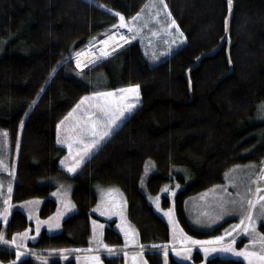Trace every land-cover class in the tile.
Wrapping results in <instances>:
<instances>
[{
    "label": "trees",
    "instance_id": "16d2710c",
    "mask_svg": "<svg viewBox=\"0 0 264 264\" xmlns=\"http://www.w3.org/2000/svg\"><path fill=\"white\" fill-rule=\"evenodd\" d=\"M95 1L101 6L91 0H0V129L9 150L17 145L10 205L40 197L39 216L46 217L56 208L48 179L68 177L75 211L63 219L59 232H42L28 247L43 254H60V249L82 253L91 235L90 217L98 218L91 212L97 201L93 186L115 185L124 194L126 216L146 249L147 264H184L169 253L164 261L155 250L169 241V228L138 187L143 162L149 158L155 167L146 181L150 193L167 182L180 186L174 212L181 228L192 235L208 233L188 223L183 203L221 182L228 168L248 158L244 152L258 127L252 117L264 102V0H232L230 45L224 41L195 68V60L224 35L225 0H163L184 41L154 65L132 37L103 60L77 70L73 56L105 33L123 28L116 13L134 18L146 0ZM95 68L102 72L104 90L139 85L140 102L75 172H65L58 161L67 147L56 144V125L81 96L94 93L85 74ZM167 202L162 196V204ZM112 222L103 228V242L118 250L122 236ZM27 223L11 206L5 237ZM15 256L0 247V261ZM74 258L48 257L46 264H74ZM102 258L104 264L121 260L119 254ZM37 261L22 255L16 264ZM206 264L242 262L214 257Z\"/></svg>",
    "mask_w": 264,
    "mask_h": 264
},
{
    "label": "rangeland",
    "instance_id": "374dc122",
    "mask_svg": "<svg viewBox=\"0 0 264 264\" xmlns=\"http://www.w3.org/2000/svg\"><path fill=\"white\" fill-rule=\"evenodd\" d=\"M91 1L97 3L95 0H91ZM97 4L101 6V4L99 3ZM137 13H139V16H137L136 14L134 18L131 19L124 18L125 23L129 25V27H123V28L117 27L105 33L102 37L116 30H120L123 31V33H126L125 35L128 36L129 39L128 42L132 40V37H135L138 40L142 54L149 65H154L160 62L161 60L165 59L175 49H177L182 45L184 40L179 38L181 33L180 31L179 32L177 31V27L175 26V24L171 25V27H168V25L171 24L172 18L170 17L164 5L160 3V0H146ZM153 17H155V19H153ZM101 38H99L95 43H93L91 47L86 46L85 48H91V49L98 48L99 46L98 41ZM115 50H112L111 52ZM76 54L73 56V66L75 68L76 66L74 64V60ZM91 64L93 63L86 64L85 67ZM102 76H103L102 72L98 68H95L91 71H88L85 74V79L86 80L91 79V86L94 92H112V96L92 97L90 94H86L84 96L89 97L88 101L81 103L79 107H74L80 101L79 100L59 121L61 122L60 130H59L60 139L65 141H71L69 140V137L73 135L72 136L73 140L71 142L73 143V153L76 155H79L78 150L84 149L87 146L86 144L88 142H91L93 138L99 141L103 137V136L94 137L93 130H91V126L85 123V121L95 118L97 124L94 129V132L99 133L101 131L106 130L107 133H109L110 135L113 132V130L117 126H119L126 117H128V115L140 102V97L138 98L126 97L123 100H121L120 98L123 97L125 94L119 91H114L119 89L104 90ZM133 99H135L137 102L133 104L131 109L124 107V105L132 103ZM101 106H104L106 111L102 110ZM262 107H264V102L258 104L256 112L252 117L253 123L261 122L262 118H264V112H262L261 110ZM121 108H124L122 115L120 113ZM89 111L92 113L91 117L87 115ZM113 117H115V123L109 128L107 127V121L112 119ZM81 128L89 129V130L84 133H81ZM78 136L79 139H77ZM80 139L84 140L83 144L79 142ZM56 141H57V132H56ZM56 143L61 146H66L67 150L69 149L68 143H58V142ZM2 147L3 146L0 144V159L4 161L5 171L4 173L0 174V182L2 180H8V175H9L7 172L9 168L8 165L9 158L8 155L3 154ZM64 156H65L64 160H66L65 162L72 161V159L69 157L68 151ZM154 171H155V167L152 160L146 158L143 162L142 172L138 179V187L145 195L146 201L152 207L154 212L160 217H162L167 223L169 231L171 233V234L169 233L170 242L180 243L182 239L178 231V227L180 225L177 220L175 225L173 219L175 217L174 195L180 186L176 181L167 182L162 184L157 192L150 193L146 188V181ZM245 172L246 170L243 165L230 167L224 172V176L221 182L213 185L212 187H209L206 190L200 191L199 193L190 195L187 198H185L183 203L184 212L188 223L193 228L196 229L197 227H201L206 229L212 226H216L218 229V231L209 232V234L205 233L203 235H192L184 231L180 226V228L187 234V236L193 237L197 240L198 239L210 240L211 237L221 236L220 235L221 234L220 231H222L221 228L223 225H226V223L233 225L238 222V220L240 219V214L242 213V208L245 206L246 183L238 180L237 176L238 174ZM64 188L65 185L61 186L60 190L58 191L59 194L58 197L61 200H63L64 198V193H65ZM109 189H112L111 193L108 192ZM94 191L97 195V201L92 207L91 212L94 215H96L98 218L90 217L91 235L88 245L84 248V251L86 252L76 253L70 251H63L64 253H60V254H55L54 252H53L54 254L52 253L43 254L36 249L29 248L28 246L22 248V247H17L14 244L7 245L5 243H2L4 245L0 247L6 249H8V247L5 246L12 247V249L9 250H13L16 253V255H17V250L14 248L21 249L23 252L21 251L20 252L23 253L24 256L34 257L38 260L37 263L40 262L41 264H46L48 257H67V256L68 257L75 256L74 264H84V262L81 261L84 260V258H79V256H92V255L99 257V261L96 263L94 262L93 264H104L103 262L104 259L102 258V255L120 254L119 252L122 253V251L120 250L121 246L118 248V250H112L111 252L109 250H104L105 247H103L104 242H103L102 234H103V228L106 226L107 222L113 221L112 222L113 227L118 232L120 231L119 233H121V235H124V239L127 243L131 242L132 239L131 237L128 236V239L126 240L125 234L126 233L128 234V231L130 230L129 228H132L134 230L136 229L127 219L126 200L120 188H118L115 185H103L97 183L96 185H94ZM162 196H166L168 198V202L166 205L162 204ZM110 197H113L114 199H110ZM98 208L99 210H97ZM169 209H172L171 212L172 222H170V216L167 214ZM104 213H110V214L106 215ZM230 216L232 219H229V221L226 222L225 220L228 219L227 217ZM246 219H247V215L245 216V223H246ZM93 221H96L97 223L93 224ZM100 225H103V227L101 228ZM2 232H3V239L9 240L4 235L5 227L2 229ZM242 239L243 236H240L237 239L236 243L243 241ZM165 248H167V254H168L170 248L167 245L155 249L156 251L161 252V254L164 257V261L166 259ZM96 249L99 250L95 252H91V250H96ZM140 250L143 253L146 249L140 246ZM252 250H259V245L254 246ZM195 252H196L195 250L192 251L191 260L194 264H200L201 263L200 257L203 256V254L199 253V251L197 253ZM224 252L230 255L227 257L232 259H235L232 256H237V255H232L233 253L230 252H226V251ZM174 254L175 253H171V257L175 261H177ZM86 259L87 261H93L92 257H86ZM17 260L18 258L14 257L8 261H0V262H2V264H10V262L11 264H16ZM178 262L181 263L180 260H178ZM243 262L244 264H247L246 261Z\"/></svg>",
    "mask_w": 264,
    "mask_h": 264
},
{
    "label": "crops",
    "instance_id": "0c3cea01",
    "mask_svg": "<svg viewBox=\"0 0 264 264\" xmlns=\"http://www.w3.org/2000/svg\"><path fill=\"white\" fill-rule=\"evenodd\" d=\"M257 124H258V127L254 130L255 133L252 135V138H253L252 146L249 150H246L244 152V154L248 158L245 161H243L242 163L231 166V167H236L237 165H243L245 170H246L245 173L238 174V176H237L238 180L246 183V186H245V188H246L245 206L242 208V213L240 214V219H241V216H244V217L246 216V213H247V210L249 207V205L247 203L248 199L249 198H252V199L256 198L257 188H259L261 190L259 192V195H264V179H261V177H264V118H262V121L258 122ZM56 132H57V126H56ZM55 135H56V133H55ZM72 136L69 137V140H71V141L73 140ZM108 136H109V133H107L106 135H103L102 139H100L93 147L88 149L86 155L81 160V163L79 164L78 168L85 161V159L91 153H93L98 148V146ZM55 140H56V137H55ZM89 143L90 142H88L87 144H89ZM0 144L3 146L2 147L3 154L8 155V158H9L8 159L9 168L7 171L9 174L8 180H2L0 182V184L3 185L2 187H0V213H3L5 211L7 212V219H5L4 216L0 215V231H2L5 224L7 223L8 217H9V209L10 208H6L4 201L7 198V199H9L8 203L11 202V196H9V194H8V183L11 182V185L13 187V167H14V164H15V161L17 158V145H16V148L14 150H9V148H7V145H6L5 133L1 129H0ZM67 151L69 152V149ZM64 157L65 156H63L59 159L58 166L63 171L69 172L67 170V168L65 167V164L72 163L73 160L71 162L67 161L65 163H61L62 159L63 160L65 159ZM64 161H66V160H64ZM4 171H5V167H0V174L4 173ZM48 181L54 185V188L51 190L49 195L56 202L55 210L51 214H49L48 216H46V217H40L39 216V209H40V206L43 202V199L40 197H31V198H28L25 200L15 201L11 205L12 207L19 209L26 216V218L28 220V223L23 228L14 232L9 238V240L15 239L16 243L14 245L17 247H22V248L27 247L30 243L36 241L42 232H46L48 234H53V233L59 232L61 230L63 219L75 211V206L72 207V205H74V204L71 200V195H70L71 188H72V183H71L70 179L66 176H63V175H54V176L50 177L48 179ZM64 185H65V188H64L65 193H64L63 200H61L58 197L59 196L58 191L60 190L61 186H64ZM94 185H96V184H94ZM249 189H251V191H249ZM204 190H206V189H204ZM9 204H11V203H9ZM65 208H67L68 210L65 211ZM60 212H63V215H59ZM253 212H254L253 219L255 220V223H256L255 232H253L252 230H249V232L246 233V232H243L239 229H237L236 232H233L232 226L239 223L240 222V219H239L238 222L233 224V225H231L229 223H226V225L222 224L223 226L221 228L222 231H220L221 232L220 235L223 236L225 231L230 233L229 236H224V239L222 241H211L210 243H207L204 245H198V244L193 245L191 243H181V242L180 243H171L170 242V236H169V241L167 243H165V245L169 246V248H170L168 253L170 255H171V253H175L174 256H175L176 260L177 261L180 260V262L184 263V264H194L191 260V253L193 250L196 251L195 253H197L199 251V253L203 254V256L200 257L201 258L200 264H206V261L210 258L230 256L227 253H225L224 251L219 250L221 245H226L231 241L233 248L241 249V248H244L246 245H248L249 240L258 239L259 238L258 234L264 233V216L260 215L261 209H260L259 203L253 209ZM227 218L228 219L225 220L226 222L229 221V219H232L231 216L227 217ZM173 219H174V222L176 225V217H174ZM38 221H40V224H39V231L37 232V222ZM49 223H53V224L58 223L59 227L49 228ZM246 223H247V219H246ZM25 229H28V232L25 235H20L21 233H24ZM129 229L130 230L128 231V236L131 237V239H132L131 242H129V243H127L125 241L124 235H121V233H120V235L122 236L123 243H122L121 249H120L122 251V253L119 252L120 253L119 255L121 256V260H120L119 264H147L144 255H141L143 253L140 250L141 245L139 243L136 230H134L132 228H129ZM196 229H198L200 231L208 232L207 234H209V232L218 231L216 226H212V227H209L206 229L201 228V227H197ZM180 230H181V228L179 226L178 227L179 235L182 238H185L184 234H186V233L184 231L181 232ZM169 233H170V231H169ZM14 234H16V235L14 236ZM240 236H243V239H242L243 241L236 243L237 239ZM203 240L209 241L208 239H203ZM253 247L254 246H251L250 249H252ZM185 248H190L191 251L185 253L183 251ZM205 248H216L217 251L209 252L207 255H205V253H204ZM99 249L91 250V252L98 251ZM176 252H180L181 254L177 255ZM125 253H127L128 255L125 256ZM134 255L136 256L135 262L133 261ZM232 255H234V254H232ZM15 257L17 258V255ZM86 257H92L93 258L95 256L94 255H92V256H79V258H84V260H81L82 262H84V264H93L94 262L95 263L97 262L94 259H93V261H87ZM232 257H234L235 260L239 259L242 262L245 261L242 256H232ZM38 264H41V263L39 262ZM243 264H244V262H243Z\"/></svg>",
    "mask_w": 264,
    "mask_h": 264
},
{
    "label": "snow or ice",
    "instance_id": "6c2138e0",
    "mask_svg": "<svg viewBox=\"0 0 264 264\" xmlns=\"http://www.w3.org/2000/svg\"><path fill=\"white\" fill-rule=\"evenodd\" d=\"M160 3L163 4V0H160ZM228 3L229 5L231 6L232 4V0H228ZM165 8H167V5L165 4L164 5ZM117 16L120 17L118 23L124 27H129V25H127L124 21V17L120 14V13H116ZM170 15V14H169ZM137 16H139V13H137ZM153 19H155V17H153ZM227 20V17L225 18ZM176 23L175 20H172L171 21V24L168 25V27H171V25H174ZM111 27L115 28L116 25H112ZM131 30V29H130ZM177 31L179 32V28L177 27ZM155 34V33H154ZM114 35V34H113ZM180 39H183V34L181 33L180 34ZM95 39V38H93ZM106 40L105 41H100L101 44H106ZM119 45H117L118 47ZM89 47H91V45H89ZM111 51V49H106V50H103L101 52V55H104V56H107L109 54V52ZM82 53H77L76 55L77 56H80ZM95 53H93L94 55ZM91 62V61H89ZM77 66L78 67H83V64L80 62V60H77ZM114 91H119V92H122L124 93L125 95L123 97H121L120 99L123 100L124 98L126 97H139L140 93H139V85H136V84H130L128 85L126 88H123V89H119V90H114ZM92 97H111L112 96V92H94V93H91L90 94ZM89 99V97H85V96H81L80 97V101L77 103L76 106L74 107H79L81 105V103L83 102H87ZM137 101L135 99L132 100V103L130 104H126L124 105V107L128 108V109H131L133 104H135ZM102 107V110L106 111V109L104 108V106H101ZM262 112H264V107H262ZM123 111H124V108H121L120 109V113L121 115L123 114ZM71 114V113H69ZM88 116H92V113L89 111L87 113ZM85 123L89 124L91 126V130H93V136L96 137V136H103V135H106L107 134V131H101L99 133H95L94 132V129L96 127V124H97V121L95 118L93 119H90L88 121H85ZM115 123V117H113L112 119L108 120L107 121V127H111L113 124ZM60 126H61V122H58L57 124V142L58 143H68V148H69V157L73 160L72 163H68V164H65V167L67 168V170L69 172H75L76 169L78 168L79 164L81 163V160L83 159V157L86 155L87 151L89 148L93 147L97 142L98 140L93 138V140L87 144V146L84 148V149H80L78 150L79 152V155H76L73 153V143L71 141H65V140H61L60 139ZM89 129H84V128H81V133H84L86 131H88ZM77 139H79V136L77 137ZM79 142L81 144L84 143V140L83 139H80ZM61 163H65V161L62 159ZM4 161L2 159H0V167H4ZM14 174V173H13ZM261 179H264V177H261ZM3 185L0 184V187H2ZM249 191H251V189H249ZM261 190L259 188H257V196L255 199H252V198H249L247 203L249 205L248 207V210H247V223H245V217L244 216H241V219H240V222L233 225L232 226V229H233V232H236L237 229L243 231V232H249V230H252L253 232H255V228H256V223H255V220L253 219V216H254V212H253V209L256 207V205L259 203L260 205V209H261V212H260V215L264 216V195H259V192ZM12 192V185H11V182L8 183V194L10 196ZM109 193L112 192V189H109L108 190ZM110 199H114L113 197H110ZM5 206L6 208H10L11 205L8 203V199L6 198L5 201ZM72 207H74V205H72ZM242 207V205H241ZM68 209L65 208V211H67ZM99 210V208L97 209ZM171 212H172V209H169L167 214L170 216V222L171 221ZM104 214H110V213H104ZM0 215L4 216L5 219H7V212H3V213H0ZM59 215H63V212H60ZM219 219V217H218ZM97 222L96 221H93V224H96ZM39 224H40V221L37 222V232L39 231ZM59 227V224L58 223H49V228H57ZM100 227L102 228L103 225H100ZM181 232L183 231L182 229L180 230ZM28 232V229H25L24 230V233H21L20 235H25L26 233ZM16 234H14L15 236ZM230 233L225 231L224 235L223 236H215V237H211L209 241H204V240H197L193 237H190V236H187L186 234H184V237L185 238H182L181 239V243H191L193 245H204V244H207V243H210L211 241H222L224 239V236H229ZM259 238L258 239H251L249 240V243L248 245H246L244 248H241V249H235L233 248L232 246V243L231 241L226 244V245H221L220 246V251H226V252H230V253H233L234 255H237V256H242L244 258V260L247 262V264H264V233H260L258 234ZM125 238L126 240L128 239V234L126 233L125 234ZM0 243H5L7 245H13L16 243L15 239H12V240H4L3 239V232L0 231ZM255 245H259V250H252L250 249L249 246H255ZM103 247L105 248H108L109 251L111 252L113 247L114 246H109V245H103ZM52 251H55V250H52ZM61 253L64 251L63 249H60L59 250ZM185 253L187 252H190L191 249L190 248H185L183 250ZM217 251L216 248H205L204 249V253L205 255H207L209 252H215ZM181 253L180 252H177V255H180ZM23 253H21L19 250H17V258H19L20 256H22ZM128 254L125 253V256H127ZM165 256H167V248H165ZM92 259L96 260L97 262L99 261V257L98 256H95L93 257ZM135 259H136V256L134 255L133 256V261L135 262ZM0 264H2V262H0ZM11 264V262H10Z\"/></svg>",
    "mask_w": 264,
    "mask_h": 264
},
{
    "label": "bare ground",
    "instance_id": "6f19581e",
    "mask_svg": "<svg viewBox=\"0 0 264 264\" xmlns=\"http://www.w3.org/2000/svg\"><path fill=\"white\" fill-rule=\"evenodd\" d=\"M114 34V35H113ZM126 33H123V31L120 30H116V31H112L110 33H108L107 35H105L104 37H102L99 41H98V48H85L79 51V53H82L80 56H75V60H74V64L76 66L77 69H82L86 66V64L89 63H95L99 60H103L105 57L104 55H101V52L103 50L106 49H111L115 50L120 48L121 46H123L125 43H127L129 41L128 36L125 35ZM107 41L106 44H101L100 41ZM117 45H119L117 47ZM110 51V52H111ZM109 52V53H110ZM93 53H95L93 55ZM77 60H80V62L83 64V67H78L77 66ZM91 61V62H89ZM167 257V256H166Z\"/></svg>",
    "mask_w": 264,
    "mask_h": 264
},
{
    "label": "water",
    "instance_id": "95a60500",
    "mask_svg": "<svg viewBox=\"0 0 264 264\" xmlns=\"http://www.w3.org/2000/svg\"><path fill=\"white\" fill-rule=\"evenodd\" d=\"M225 2H226V4H227V15H226L227 20L224 19V35H223V37L220 39L218 45H217L212 51H210V52H208V53H205V54H201V55L195 60V63H194V65H193L191 68H195V67L198 65L199 60H200L202 57H204V56H209V55H213V54H214V53L220 48V46L222 45V43H223L224 41L227 42V46L230 45V41L228 40V33H229V23H230V18H231V16H232V11H233V1H232L231 6L229 5L228 0H225ZM226 17H225V18H226ZM227 50H228V49H227ZM186 78H187V80H188V72L186 73Z\"/></svg>",
    "mask_w": 264,
    "mask_h": 264
},
{
    "label": "built area",
    "instance_id": "2783aa9c",
    "mask_svg": "<svg viewBox=\"0 0 264 264\" xmlns=\"http://www.w3.org/2000/svg\"><path fill=\"white\" fill-rule=\"evenodd\" d=\"M3 245H4V244L0 243V246H3ZM5 247H8V248H11V249H12V247H9V246H5ZM14 249H16V250H19V251L23 252L21 249H17V248H14Z\"/></svg>",
    "mask_w": 264,
    "mask_h": 264
}]
</instances>
